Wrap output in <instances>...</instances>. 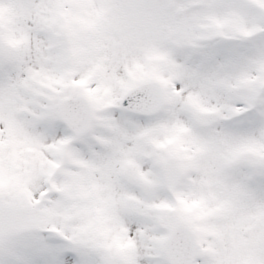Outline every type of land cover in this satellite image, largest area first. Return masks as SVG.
<instances>
[{
    "label": "snow or ice",
    "instance_id": "1",
    "mask_svg": "<svg viewBox=\"0 0 264 264\" xmlns=\"http://www.w3.org/2000/svg\"><path fill=\"white\" fill-rule=\"evenodd\" d=\"M0 264H264V0H0Z\"/></svg>",
    "mask_w": 264,
    "mask_h": 264
}]
</instances>
